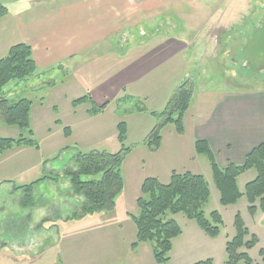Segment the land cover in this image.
Wrapping results in <instances>:
<instances>
[{
	"label": "rangeland",
	"instance_id": "rangeland-1",
	"mask_svg": "<svg viewBox=\"0 0 264 264\" xmlns=\"http://www.w3.org/2000/svg\"><path fill=\"white\" fill-rule=\"evenodd\" d=\"M107 1L120 3L115 8L108 6L111 10L95 8L88 13L90 16H86L94 20L90 22L89 31H75L76 45L77 36L94 38L86 49L76 52L78 67L98 57L127 53L132 45L158 36L164 42L171 40L177 42V46L184 44L178 48L187 61L188 80L194 85L196 102L211 101L217 95L237 90L264 93V0ZM0 2L12 8L8 0ZM54 3H66V6L72 3L84 12L81 7H92L94 1L20 0L18 6L13 4L16 10L18 7V12L28 9L35 12L49 11L56 5ZM107 13H117V19L103 28ZM86 26L78 23L74 29ZM131 41L134 42L128 47L127 43ZM66 64H62L63 71L54 65L37 83L14 80L4 88L9 101L28 99L32 102L30 130L40 149L30 150L31 154L22 157L27 161L23 169L18 163L15 167V161L21 159L16 149L0 154V264H95L93 234L103 237L96 246L99 250H110L107 260L114 264H129L137 256L138 250L135 255L128 251V241L135 237L134 228L127 224L120 208L115 212L82 217L83 199L70 193L69 182L63 176L66 167L72 166L71 160L76 152L67 148L74 146L68 145L63 129L73 122L74 112L75 118L88 119L90 107L89 103L72 107L71 103L87 95V90L83 83L79 82V87L74 84L71 68ZM41 81L48 84H40ZM95 99L98 103L110 100L98 96ZM133 105L123 103L118 106L123 110L131 109ZM21 135L28 137L26 131L8 127L0 120V138L16 139ZM84 146L83 152L96 150L108 154L120 148L112 137H102L101 141L91 139L84 142ZM197 159L210 189L209 200L202 210L207 219L211 212L219 213L222 221L220 234L207 236L196 222L183 214L167 213L166 218L178 223L182 235L172 241L170 259L164 264H196L207 260H211V264H223L226 260L225 243L236 234L234 219L237 215L249 231L244 241L250 240L252 235L257 238L254 247L241 248L239 252L248 254L252 264H263L260 251L264 252V214L260 210L252 214L244 196L235 204L222 206L210 164L203 156ZM256 175L252 169L239 177L237 186L241 194L245 184ZM55 176L60 177L56 182L45 180L34 188L35 207L20 205L23 193L14 191L13 186ZM98 178L84 177L83 180ZM148 246L144 243L141 248L147 249Z\"/></svg>",
	"mask_w": 264,
	"mask_h": 264
},
{
	"label": "crops",
	"instance_id": "crops-1",
	"mask_svg": "<svg viewBox=\"0 0 264 264\" xmlns=\"http://www.w3.org/2000/svg\"><path fill=\"white\" fill-rule=\"evenodd\" d=\"M8 1L12 8L8 7V15L0 19V59L7 55L11 47L26 44L32 50L37 75L24 80L25 83H37L54 65L61 69L62 64L67 63L71 68L74 84L79 87V82L83 83V88L87 90V95L95 105L108 103L100 115L88 116V119H82V116L75 118L74 112V120L67 126L70 136L64 137L68 145L84 151V142L91 139L101 141L102 137H112L117 141L116 127L119 123H126L125 144L131 147L129 143H133L135 146L131 147L121 166L123 191L115 198L114 212L120 208V213L126 216L127 224L134 228V236L136 229L129 214H136V200L141 194L140 187L144 180L151 177L157 179L160 184H167L173 171L202 175L197 159L199 155L194 152L195 141L208 143L216 163L221 168H225L229 163L242 164L251 149L264 142V93H245L243 90H237L217 95L211 101L196 102L193 92L190 109L183 117L185 131L182 136H178L171 125L165 126L161 129L159 149H147L142 142L156 124L151 113L161 111L172 91L179 83L188 80L187 61L182 55V50L178 48L184 44L177 46V42H164L157 36L132 45L127 53H112L106 57L88 60L78 67L76 52L86 49L94 38L77 36L76 45L75 31H89L90 22H94L93 18L86 17L90 16L89 12L95 8L111 10L108 6L114 7L120 1L92 0V7H81L84 12H80L72 3H67V6L66 3H54L56 5H52L49 11L34 12L28 9L18 12V7L16 10L14 4L18 6L20 0ZM116 15L117 13H107L103 28L116 20ZM78 23L87 26L74 29ZM132 42L134 41L127 43L128 47ZM40 84L48 82L41 81ZM124 95L131 100L123 103H134L131 109L122 110L115 105ZM97 96L110 100L98 103L95 99ZM139 107L144 111H139ZM14 149L21 156L19 161H15V167L18 163V167L23 169L27 161H23L22 157L31 154L30 150L34 149ZM13 190L17 191L14 186ZM105 237L109 236L105 234ZM92 238L95 264H114L107 260L110 250H99L96 246L103 237L93 234ZM134 239L128 241V251L132 255H135L137 250L139 253L137 252L134 262L129 264H157L150 246L147 249L141 248L144 244L142 243L136 249L130 248Z\"/></svg>",
	"mask_w": 264,
	"mask_h": 264
},
{
	"label": "trees",
	"instance_id": "trees-1",
	"mask_svg": "<svg viewBox=\"0 0 264 264\" xmlns=\"http://www.w3.org/2000/svg\"><path fill=\"white\" fill-rule=\"evenodd\" d=\"M8 15V9L0 4V19ZM37 68L32 59V50L26 44H17L11 47L7 55L0 59V120L8 127H16L26 131L28 137L23 135L16 139L0 138V154L14 148H31L39 150V144L32 137L30 130V112L32 102L20 99L11 102L5 97L4 88L11 81H24L34 78ZM194 85L189 80L179 83L171 93L169 100L158 113H151L156 120L155 126L149 131L142 144L151 151H156L161 145V129L172 126L178 136L184 133V115L190 109ZM131 100L127 95L122 96L116 105ZM89 103L87 114L100 115L108 103L97 106L89 95L74 100L73 108ZM139 111H144L141 107ZM58 122V121H57ZM126 123H119L116 127L117 142L120 148L113 154L104 151L90 150L83 152L77 148L71 160L72 166L66 167L63 176L68 180L70 193L82 197L81 216H93L97 213L110 212L115 208V198L123 191L121 176L122 164L131 147L125 144ZM64 137L70 136L69 128L63 129ZM65 148V149H67ZM194 152L207 159L210 164L214 186L219 192V202L222 206H230L238 202L242 196L246 197L249 211L254 214L260 210L264 214V142L251 149L240 165L229 163L225 168L219 167L213 152L204 141H195ZM254 169L255 178L245 184L241 194L237 186L238 178L245 172ZM98 179L83 180L84 177ZM167 184H160L155 178L144 180L140 190L141 194L136 200V214H129L135 226V241L130 248L136 249L142 243H148L157 264L169 261L168 255L172 249L174 238L181 234V229L175 221L167 219V213L183 214L187 219L193 220L207 236H218L222 225L221 216L217 211L210 213L207 219L202 207L209 200L210 189L200 174L189 172H172ZM60 177H42L28 185L14 186V189L23 193L20 201L22 207H35L33 202L34 188L45 180L56 182ZM235 236L225 244L226 260L223 264H252L248 254L240 253L241 248L251 249L257 244L256 236L244 241L249 231L237 215L234 219ZM264 264V252L261 250ZM196 264H211V260L200 261Z\"/></svg>",
	"mask_w": 264,
	"mask_h": 264
}]
</instances>
